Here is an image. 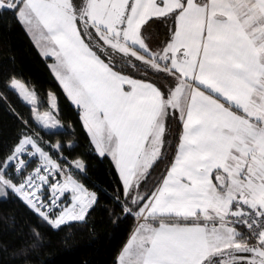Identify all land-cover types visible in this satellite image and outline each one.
<instances>
[{
  "label": "snow or ice",
  "instance_id": "obj_1",
  "mask_svg": "<svg viewBox=\"0 0 264 264\" xmlns=\"http://www.w3.org/2000/svg\"><path fill=\"white\" fill-rule=\"evenodd\" d=\"M5 15L54 60L87 150L110 158L116 184L83 183L84 161L66 154L78 141L40 134L67 131L56 95L41 110L10 74L3 86L30 117L17 114L24 127L0 152V200L68 229L67 244L109 196L114 224L134 220L115 264H264V0H0ZM4 224L15 231V215L0 211ZM46 242L33 226L0 253L32 264Z\"/></svg>",
  "mask_w": 264,
  "mask_h": 264
},
{
  "label": "trees",
  "instance_id": "obj_2",
  "mask_svg": "<svg viewBox=\"0 0 264 264\" xmlns=\"http://www.w3.org/2000/svg\"><path fill=\"white\" fill-rule=\"evenodd\" d=\"M9 54L14 56V61ZM50 62L51 60L40 55L24 28L11 15L0 17V92L7 97L6 101H0V152L6 151L15 142L18 129L24 127L17 114L26 119L30 117L29 106L25 105L13 91L3 86V81L7 80L10 74H14L30 88L35 87L42 101L41 110L47 108V94L52 92L56 95L59 119L67 131L55 138L45 135L42 130L40 134L53 142L55 139L77 140L78 146L75 150L66 154L72 157L79 156L84 161L87 178L83 179V183L90 190L104 188L111 192L116 184L112 162L108 157H100L94 151L87 150L90 145L86 133L77 112L53 76L49 68ZM9 105L15 109V113L9 111ZM109 207L110 197L101 193L100 202L92 210L88 225L83 228L74 226L71 239L64 244L61 241L68 229L55 232L41 225L36 216L18 198L10 196L7 200H0V211L5 216L14 214L17 226L13 231L4 224L0 229V241L8 249L18 248L28 239L30 227L35 226L45 236L47 242L38 255L30 258L32 264H115L116 255L127 242L134 227V220L132 217H126L114 224L108 214ZM0 264L19 262L10 259L9 254L4 252L0 253Z\"/></svg>",
  "mask_w": 264,
  "mask_h": 264
},
{
  "label": "crops",
  "instance_id": "obj_3",
  "mask_svg": "<svg viewBox=\"0 0 264 264\" xmlns=\"http://www.w3.org/2000/svg\"><path fill=\"white\" fill-rule=\"evenodd\" d=\"M25 30V29H24ZM26 32V31H25ZM27 33V32H26ZM28 37L30 38V40L32 41V43L34 44V46L36 47L35 43L33 42V40L31 39V37L29 36V34L27 33ZM36 49L38 50V52L40 53L39 49L36 47ZM45 59V58H44ZM47 59L51 60L50 64L54 63V60L51 57H48ZM49 64V65H50ZM52 72V71H51ZM53 74V73H52ZM54 76V75H53ZM55 77V76H54ZM59 84V83H58ZM61 87V86H60ZM62 89V88H61ZM110 159V158H109Z\"/></svg>",
  "mask_w": 264,
  "mask_h": 264
}]
</instances>
